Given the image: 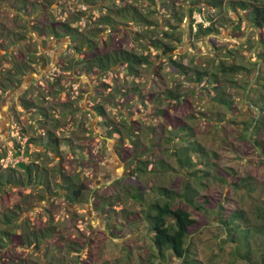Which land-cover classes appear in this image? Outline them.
<instances>
[{
	"label": "trees",
	"instance_id": "trees-1",
	"mask_svg": "<svg viewBox=\"0 0 264 264\" xmlns=\"http://www.w3.org/2000/svg\"><path fill=\"white\" fill-rule=\"evenodd\" d=\"M142 1L146 3L145 8L137 1L135 3L123 1L122 5H113L114 7L109 10V13L100 17L102 19L100 24L111 28L108 36H113L114 33L119 32L117 40H113L110 49H106V39L103 41L105 50H102L94 38L82 35L71 22L50 20L51 22L44 23L35 18L39 11L44 14L47 13L48 3H41L40 6H36L27 0H0V6L4 4L12 14L16 15V18L22 16L24 20V23H20L17 19L18 26H15L16 28L0 24V52L2 48L5 50L4 53H0V102L6 99L5 96L8 92L18 90L21 93L18 95L21 108L31 112L32 116L48 117L49 110L37 102V99L43 101L46 99V95H43L41 91L46 90L48 92L49 88H46L45 85L38 87V83L48 78L49 73L45 72L41 78L37 79L35 76L37 75V67L35 65L40 64L42 57L45 59H43L45 63L42 62L44 66L51 63L43 55L45 53L46 56H49L48 50L44 49L45 40L67 38L69 41L68 48L73 51L70 63L65 61L64 57H60L55 66L59 67L60 65V67L69 70L71 81L80 79L82 75L97 74V77L99 74L104 75L91 98L95 99L98 95L102 96L101 94L105 93L104 89L107 87L113 88L115 93L120 94L119 104H113V107L119 111L124 109L129 124L115 125V122L110 121L103 105H95V111H91V113L102 117L103 125L106 128L117 127L120 132H117L119 137H127L134 144L132 152L119 153L120 157H117L121 162L122 177L128 180L129 178L134 179L136 176V184L130 183L129 180L124 181V184L129 183L130 187L133 186L134 191H131L132 188L129 187L124 189L117 186V191L115 190L112 195L114 199L109 200V203L103 199L94 202V210L98 213L102 212V216L108 220L112 216L108 213L110 212L108 205L116 206V202L119 203L120 200L116 197L122 196L119 192L121 188L130 194L134 202L141 206V212L130 211L127 213L125 209H121V211L118 210V215L119 212L127 213L125 217H127L128 223L141 219L146 221V229L151 233L153 256L166 259L168 254L172 253L182 259L184 264H197V261L191 256L193 244L191 229L195 226L196 219L192 216L190 208L209 210L212 201L202 195L201 188L206 186L208 182L210 184H229L230 171L233 169L231 167L220 168L217 165L216 157L212 156L214 152L209 151L197 138L195 127L188 122L190 117L176 114L175 109L179 110L180 107H183L182 103L190 105L189 97L198 96L205 100L208 105L220 107L235 118L245 113L243 109L235 105V98L228 92L229 85L237 84L242 73V70L240 71L242 67L235 59L231 62L227 61L226 54H232L236 51L232 52L229 49L225 53L204 54V57L193 54L191 50L195 47L196 40L204 41L212 46L216 45L221 30L230 27L231 24L234 25L231 33L233 37H240L242 33L247 36V41L240 43L238 47H247L251 40L248 35L251 33L248 35L245 33L246 29L243 28V24H245L252 28V32L256 35L252 48H255V55L258 59L255 61L252 57L246 58V63L254 66L256 73L252 77V79L254 78L253 86H250L252 81H246L241 85L244 90L242 106L246 107L248 111H253L254 115L250 119L241 120V122L230 121L225 112L220 119L203 111L201 115L209 122L208 126L213 132H216V128L223 132L227 125H232L233 135L238 140L245 144L249 143L257 154L264 156V0H180L182 1L180 3L176 0ZM178 3L180 4L179 7H177ZM230 12H236L238 18H234V15H228ZM194 13L200 15V21L196 20ZM153 14H159L155 15V20L152 18ZM184 17L190 18L188 30L183 29L180 24ZM127 26H135L138 29L135 31L133 28L127 30ZM164 26L168 28L165 30ZM139 27H142V31ZM156 29L160 31V36L150 34V32L154 33ZM187 32L189 37L186 35ZM133 38L135 40L143 39L138 50L125 47V43L134 40ZM142 46L147 49L151 47L156 53L152 54L148 51L144 53L145 49L142 51ZM182 48L184 49L183 52H181ZM175 56L177 58H174ZM8 57L9 60H7ZM142 66L152 67L155 76H160L159 70L163 66H167L172 73L185 82V87L181 88L178 85L175 89L165 90L160 94L162 100L160 95L150 93V91L144 93L140 87L134 85L138 81V77L141 78L138 72L141 71ZM116 68L117 71L119 69L126 70V78H131L132 84L127 89L118 85L116 77H111L113 84L107 80L106 77L109 72L115 71ZM50 77L53 83L59 84L61 81V74H50ZM30 78L32 79L29 83ZM61 88L64 89V86ZM38 89L40 90L38 91ZM32 91L35 93L33 98L29 95ZM109 94L113 95L111 91ZM110 97L112 98V96ZM111 98H108L107 101L109 102ZM163 100L167 102L169 107L161 105ZM57 105L61 107L58 114L63 115V117L68 115L75 118L78 116V111H83V108L78 106L75 101L65 100ZM150 105L154 106L152 112H150ZM142 106L148 111L144 116L139 114L140 110L144 112L143 109H140ZM137 115H140L142 119H150V122H154L152 134H150V123H146L145 126L140 125V119H136ZM217 119V123H214L213 121ZM55 120H57L56 126H58V118ZM73 120L75 121V119ZM224 121L226 123L221 125ZM121 128L126 131H122ZM72 129L74 130V127ZM44 134V137L39 135L37 138L29 139L27 146L15 142L14 155L16 157L21 156L22 159L18 160L16 166L13 167L9 165L2 167L0 163V191L6 186L26 188V186L36 185L44 191L43 194L46 198L52 194H60L66 195L70 204L83 201L85 192L89 190V185L86 182H77L73 176H68L63 172V165L59 162L53 178L50 171L52 169L40 157H33L32 153L26 150V147L28 149L34 145L39 148L40 152H52L61 157L60 146L65 141L74 152L76 162L82 161L88 165L92 162L90 161L92 151L85 147L84 142L79 141V134H75L74 131L68 140L55 135L52 129L44 130ZM141 136H145L146 139L140 141ZM156 136L158 141L153 138ZM119 144L117 153L124 147V144ZM154 146H161V152L164 153L165 157L154 160L157 165L152 161L153 166L150 167V160L141 159L138 155L142 153L147 157ZM166 154H169L178 166L165 159ZM5 156L6 153L0 155V160ZM132 162L135 163V167L130 165ZM150 172L164 175L178 172L183 178L182 186L180 188L159 185L153 189L146 188L140 179L149 175ZM56 178L58 188L54 189L53 180ZM115 180L116 178L113 179L114 182ZM259 185L260 182L253 176L247 175L241 177L239 181L231 183V188L237 191L243 190L249 196L254 197V194L261 190ZM20 192L23 193V191ZM99 197L101 198V196ZM262 202L263 204L256 205V211L251 216L244 208L238 206L229 210L228 215L221 213L220 210L222 216L219 221L224 227L227 239L234 243L233 254L245 258L249 264H261L264 261V200ZM106 203L108 204L106 205ZM113 210L117 212L115 208ZM20 212V204L14 210H10L9 213L8 210H5L1 220L3 226L9 228L15 224L18 217H23ZM109 224L110 222H108ZM108 225L106 223L103 232L109 229V233L112 234L114 232L112 229L116 228L117 225L114 224L113 227ZM19 228H23V225L20 224ZM55 230L56 226L53 225L44 230L30 228L27 230L25 228L20 235L4 229L3 234L11 235L5 238L9 240L14 238L15 245L23 248L29 247L39 252L42 249V243L49 242L52 240L51 238L57 242L55 249L60 248L58 243L60 239L58 238L57 241V237L55 238L57 234ZM72 243L77 247L72 246L70 251L76 252V260H79L81 257L79 247L83 248L87 244H92V237L84 235L80 241H72ZM254 254L259 255L257 263H254ZM50 256L52 258V255ZM0 263L8 264V262ZM21 264L25 263L22 261Z\"/></svg>",
	"mask_w": 264,
	"mask_h": 264
},
{
	"label": "rangeland",
	"instance_id": "rangeland-1",
	"mask_svg": "<svg viewBox=\"0 0 264 264\" xmlns=\"http://www.w3.org/2000/svg\"><path fill=\"white\" fill-rule=\"evenodd\" d=\"M27 1L36 4V6H40L41 3H48L46 8L47 13L44 14L42 11H39L36 13L35 18L40 19L44 23L51 22L50 20L71 22L74 27L78 28L82 35L94 38L99 43L102 50H105L103 48V41L106 39V49H110L113 40H117L119 32L114 33L113 36H108L111 28L110 26L100 24L102 20L100 17L109 13L111 8L117 6L115 4L122 5L123 1H125V3H135L137 1L144 8L146 4L142 0ZM176 1L179 3L182 2L180 0ZM179 3L177 7H179ZM230 13L228 15H234V18H238L236 12ZM155 15L153 14L152 16L154 20L156 19ZM193 15L196 17L197 21L201 20L199 14L194 13ZM17 19L20 23H24L22 16L16 18V15L12 14L4 4L0 6V24H3L2 26L16 28L18 26L16 22ZM189 23L190 18L188 17H184L180 22L181 27L186 30L189 29ZM233 26L234 25L231 24L230 27H225L221 30V33L218 35L219 40H216V45L212 46L206 44L204 41L196 40L195 47L191 50L193 54L202 55L204 57V54L225 53L229 49L232 52L236 51L232 54H226L227 61L231 62L235 59V61L241 65L242 68L240 71L242 70V73L238 78L239 82L237 84L229 85L228 92L235 98V105L243 109L245 113L235 118L231 113L228 114V112H225L220 107L208 105L205 100L200 99L198 96L189 97L190 105L182 103L184 108L180 107L179 110L175 109L176 114H183L190 117L188 122L195 127L197 138L209 151L214 152L212 156L216 157L217 165H219L220 168L231 167L233 169V171H230L231 176L229 184H210L208 182L206 186L201 188L202 195H205L212 201L209 210L190 208L192 216L196 219V224L191 229L193 242L191 256L197 261V264H249L245 258L233 254L235 250L233 248L234 243L227 239L224 227L219 219L222 216L221 213L228 215V211L237 206L244 208L251 216L254 214V211H256V205L263 204L262 200H264V156L259 153L257 154L249 143L245 144L238 140L237 137L233 135L232 125H227L223 132L220 131L219 128H216V132H213L211 127L208 126L209 122L201 115L203 111L211 114L214 118L218 117V119H220L223 116V112H225L230 121L237 120L240 122L241 120L250 119V117L254 115L253 111H248L246 107L242 106L244 90L241 85L246 81H252L250 86H253L254 78L252 79V77H254L256 73L255 67L248 65L246 63V58L248 57L249 59L252 57L255 61L258 59L255 55V48H252L256 35L252 32V28L243 24V28L246 29L245 33H247V35L251 33V35H248L251 40L247 47H238L240 43L247 41V36L242 33L240 37H233L231 34ZM130 28H133L134 31L138 29L135 26H127V30ZM167 28V26H164L165 30ZM139 29L142 31V27H139ZM150 34L161 35L160 31H157V29L154 33L150 32ZM186 35L189 37L188 32ZM142 40L141 38L137 40L134 39L128 43L126 42L125 47H132L138 50ZM45 43L44 49L48 50L50 55H53L56 60L51 62L50 55L46 56L44 53L43 55H45L46 59L51 63L42 68L40 64H36L37 75L35 76L41 78L45 72L49 73L47 76L48 78L45 80L43 79L39 83L36 81L38 87L45 85L46 88H49L48 92L46 90L41 91L43 95H46L44 101L37 99V102L47 107L49 116L46 118L40 115L32 116L31 112L22 109L19 105L20 101L16 98L18 92L13 90L10 91L12 94H10V96L7 95L8 97L5 96L6 99L4 98L5 100L0 102V155L6 153V156L1 158L0 163L2 167H7L8 165L13 167L16 166L18 160L22 159L21 156L16 157L14 155L15 142L27 146L29 145L27 141L32 137L37 138L39 135L44 137V130L46 129H52L55 135L62 139L67 138L68 140L70 139L69 137L72 136V131H74L75 134H79V141L84 142L85 147H88L92 151L90 160L92 162H90L89 165L82 161L77 163L75 160L76 156L73 155L74 152H72V149L65 141L62 142L60 146V151L62 153L61 157L56 156L52 152H40L39 148L34 145L30 146L28 149L26 147V150L32 153L33 157H40L41 160L52 169L50 171L53 178L55 171H57V163L59 162L63 165V172L68 176H73L74 180L77 182H86L89 185V190L85 192L86 195H84L83 201L77 204H70L66 195L52 194L48 198L44 197V191L40 190L36 185L26 186V188H12L6 186L2 189L0 191V257H2L0 262H8V264H21L22 261L25 264H184L182 259L176 257L172 253L168 254V258L166 259L153 256L154 250L152 248L151 233L146 229V221L144 222L141 219L129 223L127 222V217H125L127 213L130 211L141 212V206L134 202L130 194L126 191L120 188L119 192H121L122 196L116 197L120 200L119 203L116 202V206L108 205L110 208V212L108 213L112 215L108 220L102 216V212L98 213L94 210V202L103 199L105 202L109 203V200L114 199L112 195L115 190L117 191V186H121L124 189L129 187L132 188L131 191H134V187L132 185V187H130L129 183L124 184V181L127 182L129 180L130 183L136 184L137 182L135 179L137 178L136 176L134 179L129 178L128 180L123 178L121 162L117 158L120 157L119 153L123 154L133 151L134 144L131 139H127V137H122L123 139L120 138V135H118L120 132L117 127L106 128V126L103 125V118L93 115L91 111H95V105H103L110 121L115 122V125L118 126H122V123L129 124V122H127L128 117L124 114L126 113L124 109L119 111L113 107V104H119L118 101L120 98V94L115 93L113 88L107 87L104 89L105 93L101 94L102 96L98 95L95 99L91 98V95L96 92V87L101 79L104 78V75L99 74L98 77L96 76L97 74H92L91 76L82 75L80 79L71 81L69 70L60 67V65L59 67L55 66L60 57H64V60L70 63L73 51L66 48L69 43L67 38L58 40L47 39L43 44ZM66 49L68 50L64 53L63 51ZM144 49L145 51H143ZM141 50L144 53H146V51L152 54L156 53L151 47L147 49L142 46ZM4 51V48H2L0 53L2 54ZM183 51L184 49L182 48L181 52ZM60 53L62 54L59 55ZM174 58L177 57L175 56ZM7 60H9V57ZM50 74H61L60 83H53ZM138 74L141 75V78L138 77V81L134 85L140 87L144 93L150 91V93L160 95L167 89L177 88L178 85L181 88L185 87V82L181 81V79L172 73L167 66H163V68L159 70L160 76H155L152 67L146 66H142ZM126 75V70L119 69L117 71L116 68L115 71L109 72L106 78L113 84L114 82L111 77H116L118 85L120 87L124 86V88L127 89L132 84V81L130 77L126 78ZM46 81H48V83H46ZM62 86H64V89L61 88ZM101 89L99 90L101 91ZM39 90L40 89H38V91ZM110 91L113 95L109 94ZM29 95H31L32 98L35 97L34 91L30 92ZM110 96H112V98ZM160 97L162 100V95H160ZM108 98H111V103L107 101ZM65 100L75 101L78 106L83 108V111H78V116L75 118H71V116L68 115L63 117V115L58 114L61 107L57 104ZM161 105L163 107H169L164 100ZM153 107V105H150V112L154 111ZM143 108V106L142 108L140 107V109ZM143 111L144 112H141L140 110L139 112L141 116L148 113L146 109H143ZM211 111H213V113H210ZM140 115H137L136 119H140V125L143 126H145L146 123H150V134H152V125H154V122H150V119H142ZM56 118H58L59 121L58 126H56ZM73 119L77 122L75 123ZM218 119L213 122L217 123ZM35 123L36 125H34ZM224 123H226V121L222 122L221 125ZM73 127L74 130L72 129ZM122 131L126 130L122 129ZM153 138L155 141H158L157 136ZM145 139V136L140 137V141H144ZM119 143L124 144V147L117 153L116 151L119 149L118 146H120ZM160 147H152L150 155L147 157L142 153L138 156L141 159H149L151 167V165L153 166L154 160L165 157ZM169 154H166L165 159L177 165ZM130 165L135 167L134 162ZM155 165L157 164L155 163ZM132 166H130V168H132ZM247 175L253 176L260 182L259 186L261 190L256 192L254 197L249 196L248 193L243 190L237 191L231 188V183L239 181L241 177ZM114 178H116L115 182L113 181ZM56 182L57 178L53 180L54 189L58 188ZM140 182L144 184L146 188L150 189L159 185L181 188L183 178L178 172L167 175L150 172L146 177H141ZM20 191H23V193ZM99 196H101V198ZM27 203H29V205H27ZM108 203H106V205ZM18 204H20V213L23 217H18L16 223L12 224L9 228L3 226L1 220L5 210H8L9 213V211L14 210ZM113 208H115L117 212L114 211ZM121 209H125L127 213L119 212L118 215V210L121 211ZM108 222H110L109 225ZM106 223L110 227H113L114 224L117 225L116 228L112 229L114 231L112 234L109 233V229L103 232L106 228ZM20 224L23 225V228H19ZM53 225L56 226L55 233L57 234L55 238L57 237V241L58 238L60 239V242H58L60 248L58 249H55V243L57 242L54 238H51L52 240L49 242H43L42 249L37 252L29 247L23 248L22 246L15 245L14 238L11 240L5 238L11 235L7 236L3 234L4 229H7L10 233L20 235L25 228H27V230L29 228L33 230H44ZM84 235L92 237V244H87L83 246V248L79 247L81 257L79 260H76L77 253L70 251L72 246L77 247L72 241H80L81 237ZM3 249L5 250L2 251ZM46 252L47 254L45 255ZM50 255H52V258ZM50 260H52V262H50ZM253 260L254 263H257L259 255L254 254ZM261 264H264V261H262Z\"/></svg>",
	"mask_w": 264,
	"mask_h": 264
},
{
	"label": "flooded vegetation",
	"instance_id": "flooded-vegetation-1",
	"mask_svg": "<svg viewBox=\"0 0 264 264\" xmlns=\"http://www.w3.org/2000/svg\"><path fill=\"white\" fill-rule=\"evenodd\" d=\"M66 48H68V45L66 46ZM46 51H47V50H46ZM66 51H67V49H66L65 51H63V52L65 53ZM47 52H48V54L50 55V52H49V51H47ZM63 52H62V53H63ZM62 53H60L59 55H61ZM50 57H51V62H54V60H56V59H54V56H53V55H52V56L50 55ZM40 59H41V61H40V65H41V67H44V63H45L44 60H45V59H44L43 57L40 58ZM43 59H44V60H43ZM42 60H43V61H42ZM52 60H53V61H52ZM57 61H58V60H57ZM42 62H44V63H42ZM31 79H32V78L29 79V83L31 82ZM37 79H39V78H37ZM26 87H27V86H26ZM15 91L18 92V95L21 94L18 90H15ZM10 94H12V93H11V92H8L7 95L10 96ZM7 95H6V96H7ZM18 95H17V97H16L17 100H19V99H18ZM8 96H7V97H8ZM19 101H20V100H19ZM22 109H23V108H22ZM23 148H24V147H23Z\"/></svg>",
	"mask_w": 264,
	"mask_h": 264
}]
</instances>
